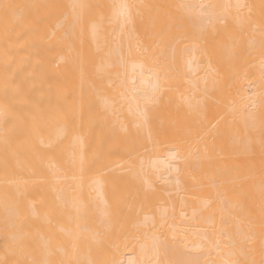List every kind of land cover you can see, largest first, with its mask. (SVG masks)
Here are the masks:
<instances>
[{"label": "bare ground", "instance_id": "6f19581e", "mask_svg": "<svg viewBox=\"0 0 264 264\" xmlns=\"http://www.w3.org/2000/svg\"><path fill=\"white\" fill-rule=\"evenodd\" d=\"M0 264H264V0H0Z\"/></svg>", "mask_w": 264, "mask_h": 264}]
</instances>
